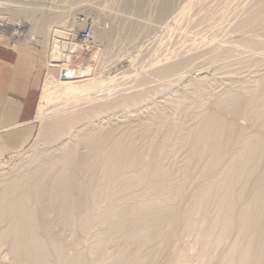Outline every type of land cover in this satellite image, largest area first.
<instances>
[{
  "label": "bare ground",
  "instance_id": "bare-ground-1",
  "mask_svg": "<svg viewBox=\"0 0 264 264\" xmlns=\"http://www.w3.org/2000/svg\"><path fill=\"white\" fill-rule=\"evenodd\" d=\"M230 1L197 0V8L192 6L196 9L193 18L183 17L185 28L200 34L202 28L212 27L213 31L216 23L212 21L223 9L229 13L236 9L229 11ZM174 2L117 0L110 3L114 4L115 11L119 8L153 22L167 17ZM244 3L243 7L247 6L243 11L233 10L239 14L232 12V15L239 16L240 12L243 15L237 22L234 17L233 27L229 23L230 30L223 33L225 39L214 30L223 41L238 44V49L236 45L231 50L229 46L219 48V45L201 43L186 54L188 50L185 52L187 48H183L185 56L180 58L178 54L172 61L158 68L154 66L152 75L157 81L142 78L137 86L133 80L136 88L130 84L136 92L130 93L133 89L128 87L130 94L124 89L125 95H119L120 87L119 92L115 89L114 97L112 87L106 82L110 79L101 75L106 65H111L106 57L112 60L113 55H120L113 54L118 50L127 53L123 48L145 36L146 25H140L137 20L138 24L136 19L131 21L133 15H126L128 19L120 16L121 12L120 17L112 15V23L106 22L112 25L110 31L89 29L90 35L84 41L70 33L67 26L51 27L59 23L58 16L34 17L31 7H27L31 10L21 7L16 10L20 20L10 17L17 21L9 23L13 26L0 24L3 26L0 45L8 44L13 38V46L33 38L41 47L39 61L46 70L39 113H36L42 120V130L32 145L33 150L38 148L28 154L26 162L23 160L25 166L20 165L22 160L18 162L19 168L27 166L21 169L23 173L17 168V174L11 169L14 175L0 176V248L6 246L3 248L8 254H5L6 264H264V56L257 58L250 54L251 50L264 54V0ZM7 16H0V21L7 22ZM84 20L86 23L87 19ZM48 24H52L49 25L52 30L47 29ZM84 25L82 30L87 29ZM225 26L218 27L225 30L228 27ZM16 27L19 31L15 33ZM207 30L205 33L210 37V29ZM49 32L50 39L46 38ZM90 45L101 47L100 61L95 48L89 60L98 59L92 62L99 65L107 63L103 69L83 65L82 54L89 52ZM131 47L126 55L132 53ZM237 51L238 57L234 55ZM199 60L211 67L213 73L209 71L214 76L186 75L187 87L183 85V90L180 86L185 81L175 78L177 83L183 80L179 92L176 97L163 101V96L177 87L172 78L180 76L181 71L186 72L192 61L200 64ZM196 63L194 67L199 66ZM251 68L258 71L254 73L258 76L253 77L254 84H249L251 74L247 76L248 82L243 76ZM63 70L71 74L70 79H61ZM54 88L59 92L57 96L52 95ZM171 92L168 94L174 96L175 91ZM157 96H162L160 106L154 100ZM57 101L55 113L48 109L50 113L45 116L44 105ZM154 103L160 107L155 110L154 106L155 112L148 108ZM147 108L154 112L148 110L153 114L146 116L148 119L143 116ZM126 113L135 117L142 113V119L132 121L131 116L130 120L126 119ZM118 116L121 121L117 120ZM238 119L246 120L248 126L238 124ZM18 158L20 161L21 157H17L9 163L17 164Z\"/></svg>",
  "mask_w": 264,
  "mask_h": 264
},
{
  "label": "rangeland",
  "instance_id": "rangeland-1",
  "mask_svg": "<svg viewBox=\"0 0 264 264\" xmlns=\"http://www.w3.org/2000/svg\"><path fill=\"white\" fill-rule=\"evenodd\" d=\"M14 1H16V0H14ZM13 0H0V16H7L6 14L7 13H11V16L9 15V16H7L9 19L8 20H6L7 22H2V21H0V24H2L3 26L5 25V26H13V25H10V24H14L15 22L17 23V21L15 20H12V18L14 19H17L18 21L20 20V16H19V14L17 13V9H20V7L21 8H25V9H27V7H31V9H27V10H31V12L33 13V11H34V17H36L37 15H38V17L39 16H41V14H42V16L44 15V16H47L48 15V17H51V15L50 14H52V17L54 16H58L59 18H58V20H59V23H58V21L55 23V24H48L47 25V29H53L54 27H56V26H61V27H65L66 28V26H67V29L68 30H70L69 32L70 33H73V34H76V35H79L78 36V38H80L83 34H81V33H85V32H89V29H91L92 30V28H95L94 30L95 31H97V32H100V31H102V32H105V31H110V30H108L109 29V27H111L112 25H109V24H111L112 23V19L115 17H118L119 15H120V12H121V15L120 16H122L123 17V15H124V17L123 18H125V16L127 15H133V13L132 12H127V11H123L122 9L119 11L118 9L119 8H117V10L115 11V9L116 8H114L115 6H113L114 4H111L110 2H116L117 0H40V1H38V0H23V1H21V0H18V1H16V2H14ZM81 1V2H80ZM87 1V2H86ZM195 1V2H194ZM232 1V2H231ZM230 1V3H229V5H228V7H230V9H229V11L230 10H232L231 8H236V9H233V10H237V9H240V11H241V9L243 8L244 9V7H246L247 5L246 4H250V0H248L249 2L248 3H244V1H246L247 2V0H231ZM243 1V2H242ZM13 2V3H12ZM19 2H21L22 4H20ZM24 2V3H23ZM25 2H27V3H25ZM32 2V3H31ZM109 2V3H108ZM175 2H176V0H175ZM174 2V5L176 6H174V7H172V11L170 12V14H168V16L166 17H164V19H166V20H164L163 18L159 21V20H153V22H152V19H151V21H150V19H147V21L145 20V18H141L140 19V17L138 16L137 17V15H135L137 18H135V16L133 15V17L132 16H130V20H131V18H132V20L131 21H134V19H136V22L138 23V21L140 22V25H142V26H144V25H146V26H144L145 28H146V34H145V36L143 37L142 35L140 36V38H137L136 39V41H134L133 42V45L131 44L130 46H128V48L129 47H131L130 49H129V52H132V53H129L128 55H126L127 53H128V48L126 47V48H123L127 53H125L124 51H122L121 50V52H120V50H118V52L116 51L115 53H113V54H120V55H118V56H120V59H119V57L117 56L116 57V55L114 56H112L113 58H112V60L115 58V60L114 61H112L111 60V57L110 58H105L107 61L110 59V63H109V61H108V63H109V67L107 66L108 64L107 63H105V64H103L104 66L106 65V70L104 69L103 70V74L101 75V77H108L109 79H110V81H106V80H109L108 78H106V80H104V81H106V82H108V85H109V88L110 87H112L111 89L113 90L112 91V94L113 95H111V96H116L115 95V93H117L116 91L118 90V92H119V90H120V87H122L121 88V90L120 91H122V90H124V89H126L125 91H127V93L128 94H130V93H132L133 91L134 92H136L137 90L135 89L136 87V85L137 86H139V79H142V78H144L145 80H148V79H150V81L151 80H154V81H151V82H155V81H157V80H155V77H154V75H152V73L154 72V70L156 69V67L158 66H162V65H164L166 62H170V61H172L173 60V58L175 59L176 57H179L180 56V58H181V56L183 57V54H184V51L185 50H183V48L185 49V48H187L186 49V51L185 52H187V50H188V52L186 53V54H188V53H190L191 52V50L192 49H194V45H195V48H196V46H198L199 44L201 45V43H211V44H214L215 46H217V47H219V48H221V46H222V48L224 47H227V46H229V48H231V50H232V48L234 47V45H236V44H232V43H227V40L225 41H223V39H225L224 38V36L225 35H223V33H225V32H228V30H230V29H228L230 26H229V23H230V25H231V27H233V24L235 25V19H236V17H237V19H236V22H237V20H239V18H241L242 17V13L238 10V12H240V15L239 16H236L235 14H233L232 15V12H233V10H232V12L230 11V13L228 12V10H226V8L225 9H223L222 11H221V13H223V14H219L218 15V17H217V19L215 18L212 22L215 24V25H217V28H218V30L216 29V26L215 25H213L212 24V22H211V24L214 26V28H213V31H212V27H209V29H210V35L211 36H213L212 37V39H211V36L209 37V33L208 34H206L205 33V31L208 29H204V28H202V27H204V26H201V28L202 29H200V31H201V34H200V32H192V31H190L189 29H186L185 28V24H186V20H188V19H190L191 18V16H192V18H193V15H194V11L196 10L195 8H197L196 6V2H197V0H193V1H190V0H177V2L175 3ZM18 3V4H17ZM34 3V4H33ZM78 3H80V4H78ZM109 5H108V4ZM245 4L246 6H244L243 7V5L242 4ZM13 4H15V5H13ZM30 4V6H28V5ZM111 4V5H110ZM193 4V5H192ZM20 5V6H19ZM24 5H26V7H24ZM32 5H33V8H32ZM196 5V6H195ZM237 5V6H236ZM238 5H241V6H239L238 7ZM15 6H18L19 8H17V7H15ZM23 6V7H22ZM35 6V7H34ZM77 6H80V8L79 7H77ZM101 6V7H100ZM110 6H112V8L110 9ZM192 6L193 7H195V8H192ZM236 6V7H235ZM228 7H227V9H228ZM241 7V8H240ZM34 8H36V9H34ZM96 8V9H95ZM99 8V9H98ZM111 10V11H109V9ZM113 8H114V10H113ZM179 9L180 11H179V13H180V17L182 16V19L184 20H182L178 15H179V13H178V11H177V9ZM74 9H75V11H74ZM195 9V10H194ZM243 9H242V11H243ZM56 10V11H55ZM83 10H85V11H83ZM61 11V12H60ZM117 12V13H114V12ZM177 11V12H176ZM225 11V12H224ZM2 12V13H1ZM51 12V13H50ZM77 12V13H76ZM104 12V13H103ZM124 12V13H123ZM172 12H174V13H172ZM182 12H184L185 13V15L184 14H182ZM237 12V11H236ZM235 11L233 12V13H236ZM4 13H6L5 15H4ZM49 13V14H48ZM98 13H99V15H98ZM106 13V14H105ZM123 13V14H122ZM126 13V14H125ZM54 14V15H53ZM75 14H77V15H75ZM83 14V15H82ZM110 14V15H109ZM193 14V15H192ZM236 14H239V13H236ZM242 14V15H241ZM97 15V16H96ZM114 17H113V16ZM191 15V16H190ZM235 15V16H234ZM85 16V17H84ZM99 16H101V17H99ZM107 16V17H106ZM109 16V17H108ZM119 16V17H120ZM127 16H126V18H127ZM188 16V17H187ZM190 16V17H189ZM224 17V19L223 18H221V19H219L220 17ZM233 16V17H232ZM241 16V17H240ZM10 17H12V18H10ZM37 17V18H38ZM63 17V18H62ZM81 17V18H80ZM112 19H111V18ZM171 17V18H170ZM179 17V18H178ZM186 19H184V18ZM234 17H235V19H234ZM239 17V18H238ZM67 18V19H66ZM87 19L86 21V23H84L85 22V20L84 19ZM102 18V19H101ZM129 18V17H128ZM127 18V19H128ZM173 18H175V19H173ZM177 18V19H176ZM188 18V19H187ZM232 18H233V20H232ZM10 19L13 21H11L10 22ZM78 19V20H77ZM80 19V20H79ZM82 19V20H81ZM102 21H101V20ZM104 19V20H103ZM108 21H107V20ZM110 19V20H109ZM227 19V20H226ZM76 22H74V21ZM138 20V21H137ZM149 20V21H148ZM164 20V21H163ZM220 20H223V21H225L224 23H223V21H220ZM9 21V22H8ZM65 21V22H64ZM84 21V22H83ZM97 21V22H96ZM105 21V22H104ZM111 21V22H110ZM162 21V22H161ZM214 21H216V22H214ZM217 21H220V22H218L217 23ZM232 21H233V23H232ZM81 22H83V24L81 23ZM88 22H89V24H88ZM100 22V23H99ZM106 22H108V23H106ZM155 22V23H154ZM171 22V23H170ZM10 23V24H9ZM73 23H75V24H73ZM81 23V25H82V27H80V24ZM103 23H104V25H103ZM148 23V24H147ZM152 23V24H151ZM153 23H154V25H153ZM160 23H162V24H160ZM183 23V24H182ZM223 23V24H222ZM228 23V24H227ZM85 24V25H84ZM87 24H88V26H87ZM97 24V25H96ZM100 24V25H99ZM108 24V25H107ZM139 24V23H138ZM167 24H168V26H167ZM173 24V25H172ZM210 24V25H211ZM17 25H19V24H17ZM49 25H52L51 27H53V28H51ZM74 27H73V26ZM77 25H78V27L79 28H81V30H82V28H83V25H84V27L85 28H87V29H83L82 31L80 30V29H78V27H77ZM99 25V26H98ZM151 25H153V26H151ZM161 25H162V27H161ZM182 25V26H181ZM223 26V27H225L226 28V26L225 25H227L228 27H227V29H225L224 30V28L223 27H218V26ZM20 26V25H19ZM70 26H72V27H70ZM100 26L102 27V28H100ZM104 26V27H103ZM155 26V27H154ZM166 26V27H165ZM50 27V28H49ZM156 28L157 29V31H158V33H156L157 31H156V29L154 30L153 28ZM165 27V28H164ZM171 27H172V29H171ZM181 27V28H180ZM230 27V28H231ZM150 30H149V29ZM167 28H169V30L167 29ZM177 28V29H176ZM180 28V29H179ZM184 28H185V31H184ZM101 29V30H100ZM111 29V28H110ZM175 29V30H174ZM183 29V30H182ZM209 29L207 30L208 32H209ZM219 29H220V31H219ZM223 29V30H222ZM80 30V31H79ZM180 30V31H179ZM214 30L219 34H222V38L219 36V35H217V33H215L214 32ZM160 31V32H159ZM164 31V32H163ZM166 31V32H165ZM176 31V32H175ZM183 31V32H182ZM181 34H180V33ZM186 32V33H185ZM189 32V33H188ZM214 32V33H213ZM152 33V34H151ZM178 34V35H176V34ZM192 33V34H191ZM200 35V37H199V35ZM143 34V35H144ZM189 36H188V35ZM193 34H194V36H193ZM197 34V35H196ZM213 34V35H212ZM226 34V33H225ZM50 35H51V32H49L48 33V35L46 36V38H48V39H50L49 37H50ZM90 35V34H89ZM179 35H181V36H179ZM191 35H192V37H191ZM216 35V36H215ZM185 36L187 37L188 36V38H185ZM197 36V37H196ZM215 36V37H214ZM156 37V38H155ZM163 37V38H162ZM205 37V38H204ZM216 37H217V39H216ZM218 37H220V38H218ZM149 38V39H148ZM178 38H179V40H178ZM214 38V39H213ZM30 39V38H29ZM32 40H28V38H26L24 41H21V43L19 42V44H15V46H8V44H5V45H0V47L1 48H4V47H6L5 49H8V50H10V49H12V50H10V51H12V52H18V50H19V48H20V46L21 45H27V46H29L31 49H33V50H36L37 52V55L39 56L40 55V52H41V47H40V45H39V43L38 42H36V41H34L33 40V38H31ZM140 39H142V41H141V43H140V41L139 40ZM144 39V40H143ZM180 39H182V40H180ZM194 39H195V41H194ZM203 39V40H202ZM205 39V40H204ZM220 39V40H219ZM27 40V41H26ZM157 40V41H156ZM163 40V42H161ZM164 40H165V43H164ZM143 41H144V43H143ZM212 41V42H211ZM214 41H216V42H214ZM27 42H29V43H27ZM135 42H136V44H135ZM198 42V43H197ZM138 43H140L139 45H138ZM154 43V44H153ZM194 43V44H193ZM218 43V44H217ZM224 43V44H223ZM228 45H227V44ZM157 44V45H156ZM222 44V45H221ZM232 44V45H231ZM134 45H135V48H137L136 50H135V48H134ZM219 45V46H218ZM230 45H231V47H230ZM91 46V45H90ZM139 46V47H138ZM145 46H146V48H145ZM150 46H152V47H150ZM155 46V47H154ZM14 47V48H13ZM92 47V48H91ZM90 48H89V52H87V53H83L82 54V61H83V63H82V61H81V64H83L84 66H86V65H89V66H91V65H93V66H91L92 67V69L94 68V70H96V68H97V66H99V67H101L102 66V69L104 68L103 67V65L102 64H98V62H97V64H95L96 63V61L98 60H92V61H94V62H92L91 60H89V59H92V58H90L91 56H92V53L95 51V49L97 50L96 52V57L98 56V58H99V61H100V58H101V55L100 54H102V50H101V47H94V46H91ZM157 47V48H156ZM18 48V49H17ZM93 48H95V49H93ZM141 48V49H140ZM148 48V49H147ZM189 48H191V49H189ZM198 48V47H197ZM228 48V47H227ZM236 48L238 49V44L236 45ZM17 49V50H16ZM91 49H93V50H91ZM99 49L101 50V52L99 51ZM127 49V50H126ZM150 49V51H147V50H149ZM182 49V50H181ZM237 49H235L234 48V50H237ZM15 50V51H14ZM152 50H153V53H152ZM91 51V52H90ZM138 51V52H137ZM176 51L178 52V53H176ZM240 51V50H239ZM120 52V53H119ZM122 52H124V53H122ZM148 52V53H147ZM235 52V51H234ZM234 52H233V54H234ZM251 53V55H256V57L258 58H263V56H264V54H263V52H262V54L260 53V51L259 50H251L250 51ZM139 53V54H138ZM172 54V58H171V54ZM239 52L237 51L234 55L236 56L237 54H238ZM248 54H249V51L247 52ZM91 54V55H90ZM124 54H125V56H124ZM149 54V55H148ZM157 54V55H156ZM167 54H168V56H167ZM179 54V56H177ZM186 54H184V56L186 55ZM100 55V56H99ZM133 57H132V56ZM139 57H138V56ZM150 55L152 56V57H150ZM160 55V56H159ZM174 55V56H173ZM260 55V56H259ZM123 56V57H122ZM127 56V57H126ZM130 56V57H129ZM134 56H137V57H134ZM144 58H143V57ZM147 56H149V57H147ZM163 56V57H162ZM164 56H165V58H164ZM167 56V57H166ZM235 56H233V59L235 58ZM86 57V58H85ZM125 57V58H124ZM142 57V58H141ZM145 57H147V58H145ZM156 57H159V58H156ZM237 57H238V55H237ZM116 58H118V59H116ZM124 60H123V59ZM129 58V59H128ZM131 58V59H130ZM136 58V59H135ZM155 58V59H154ZM164 58V59H163ZM167 58V59H166ZM133 59V60H132ZM137 59H138V61H137ZM148 59V60H147ZM152 59V60H151ZM154 59V60H153ZM166 59V60H165ZM106 60H104V61H106ZM119 62H117V61ZM132 61V63L130 62V61ZM137 62H135V61ZM139 60H144L143 62H141V61H139ZM147 60V61H146ZM164 62H163V61ZM262 60H264V58L262 59ZM85 61H87V62H89V63H87V62H85ZM127 61H129L130 62V64H129V62H128V64H127ZM134 61V62H133ZM146 61V62H145ZM153 61V62H152ZM156 61V62H155ZM160 61H162L163 62V64H162V62H160ZM113 62H116L115 64L113 63ZM141 62V63H140ZM155 62V64H153ZM159 62V63H158ZM197 62H200V60L199 61H197ZM85 63H86V65H85ZM92 63V64H91ZM113 63V64H112ZM151 63V64H150ZM161 63V64H160ZM194 63H196V61L194 62V61H192L190 64H189V66L188 67H186L187 68V71L186 72H183V71H181V72H179V75L180 76H178V77H173L172 79H174V81L176 80V79H178L179 77L181 78V79H186V77L188 76V77H199L200 75H207L208 77H209V75H210V77L211 76H214V74H212L213 73V70H210L211 69V67L210 66H208V68H207V66L204 64V63H202L201 64V62H200V64L198 63H196V66H198V67H194L193 65H195ZM131 64H132V66H131ZM156 64H158V65H156ZM192 64V66H191V69H190V65ZM206 66H204V65ZM97 65V66H96ZM143 65V66H142ZM153 65V66H152ZM203 66L204 68H202V67H200V66ZM113 66V67H112ZM128 66L130 67V68H128ZM133 66H135V67H133ZM154 66H156V67H154ZM133 67V68H132ZM153 67V68H152ZM157 67V68H158ZM153 70H152V69ZM186 68H184V69H186ZM193 68V69H192ZM198 68V69H197ZM199 68H201V69H199ZM102 69L100 68V71H101V73H102ZM135 69V70H134ZM149 69H151V73H150V71H149ZM183 69V70H184ZM190 69V71H188ZM255 69H257L258 70V68H255ZM123 70V71H122ZM127 70V71H126ZM142 70V71H141ZM143 70H144V72H143ZM203 70H205V71H203ZM208 70V71H207ZM212 72H210V71ZM253 70V68H251V71ZM120 71V72H119ZM122 71V72H121ZM126 71V72H125ZM130 71H131V73L132 74H130ZM133 71L135 72V73H133ZM153 71V72H152ZM185 71V70H184ZM193 71V72H192ZM200 73H199V72ZM247 71L249 72V73H247ZM247 71L245 70V75L242 73V72H244V71H242L241 73L243 74V76L244 77H246L245 78V80H247V82L250 80V78H252V80H250L249 81V84H251V83H253L254 84V82H252V81H256V79L258 78V76L257 77H255L254 75L258 72V71H256V70H253L252 72L250 71V69H247ZM256 71V72H255ZM106 72V73H105ZM124 72V73H123ZM150 73V74H148V73ZM121 74V73H123V74H121L120 75V77H119V75L118 74ZM129 73V74H128ZM146 73V74H145ZM188 73V74H187ZM240 73V74H241ZM255 73V74H254ZM110 76H109V75ZM114 74H116V75H114ZM124 74H125V76H126V74H127V76L126 77H124ZM134 74V75H133ZM137 74H139V76L137 77ZM189 74H190V76H189ZM200 74V75H199ZM249 74H251L250 76V78H247V76L249 75ZM118 75V76H117ZM123 75V76H122ZM130 75V76H129ZM153 76V77H151V76ZM181 75H182V77H181ZM185 75V77L183 78V76ZM187 75V76H186ZM197 75V76H196ZM258 75H259V73H258ZM45 76H46V70H45V68L44 67H42V75H41V81H40V93H39V97H38V102H37V106H36V111H38V112H36L35 111V115H34V118H33V120H32V123L31 124H29L28 126H26V127H22L21 129L22 130H26V132L28 133V140L26 141V142H24V143H21V144H17V145H14V144H11L10 146H4V148H3V152L4 153H2V154H0V164H2V166L0 167V176H2V175H4L3 173H5V176L4 177H6V173H8L7 174V176H11L12 174L14 175L15 173L17 174V171L20 169V174L21 173H23L24 171L22 170L21 171V169L22 168H27V166L26 167H22V168H19L20 166H19V164L20 163H18V162H21V160H22V164H20L21 166H25V162H26V160H27V158H28V156H30L31 155V153H33V151L34 150H36V148H38V147H34V150H33V148H32V145L34 144V142H35V139H36V137L39 135V133L41 132V130H42V120L38 117L39 116V114H37L36 115V113H39V109L37 110V108H38V106L40 107V97H41V94H42V89L44 88V86H43V84H44V79H45ZM124 77V79L122 78V77ZM133 76V77H132ZM137 77V78H134V77ZM142 76V77H141ZM147 76V77H146ZM149 76H150V78H149ZM238 76H241V77H238V78H240V79H242V75H238ZM116 77H118L119 78V80L116 78ZM129 77H130V79H129ZM141 77V78H140ZM187 77V78H188ZM222 77H226V76H222ZM244 77H243V79H244ZM249 77V76H248ZM256 78L255 80H253L254 78ZM112 78H116L115 80H116V83H115V80H114V82H111V81H113V80H111ZM148 78V79H147ZM154 78V79H153ZM176 78V79H175ZM120 79H121V81H120ZM249 79V80H248ZM135 81V83H137L136 85L134 84V82H132V81ZM136 80H138V81H136ZM179 80V79H178ZM182 80V81H183ZM120 81V82H119ZM123 81V83L125 84V83H127L128 84V86H127V84H122L121 82ZM124 81H127V82H124ZM182 81H179V83H177V81H175V83H177V87H176V85H175V89H172L173 90V92L175 91V94H174V96H172V95H169V94H171L172 92V90L171 91H169V92H167V94H168V96H167V94L165 95V96H163V98L164 99H162L163 101H165V99L167 98L168 99V97H176L175 95L177 94V91L178 90H183V87L184 86H186L187 85V82H186V80H184L185 82H184V84H181L182 86H180V82L181 83H183ZM106 82H104V83H106ZM110 82V83H109ZM111 83H112V85H111ZM121 85H119V84ZM130 83H133V85H134V87H133V85L132 84H130ZM159 83H161L160 81H159ZM186 83V84H185ZM114 84V85H113ZM116 84V85H115ZM131 85V88H130V85ZM184 85V86H183ZM218 85V83L216 84V86ZM114 86V87H113ZM179 86H180V89H179ZM216 86H215V84H214V86H213V91L216 89L217 90V88H218V91L220 90L219 88V86L220 85H218V87L216 88ZM43 87V88H42ZM125 87H127V88H125ZM128 87H129V90H131V89H133V90H131V92L130 91H128L127 89H128ZM133 87V88H132ZM182 87V88H181ZM187 87V86H186ZM117 88V90H115ZM178 88V89H177ZM137 89H140V87H137ZM142 89V88H141ZM140 89V90H141ZM54 90H55V93L54 94H52L53 92H54ZM54 90L52 91V92H50L52 95H54V96H57V94L59 93V92H57L56 91V89L54 88ZM114 91H115V93H114ZM111 92V91H110ZM109 92V93H110ZM130 92V93H129ZM179 92V91H178ZM215 92V91H214ZM217 92V91H216ZM103 94H105L106 93V91H104V92H102ZM125 93L126 92H124L123 93V91L122 92H119L118 94L119 95H122V94H124L125 95ZM173 94V93H172ZM48 95H50V94H48ZM118 95V96H119ZM167 96V97H166ZM162 97V96H161ZM161 97H156L157 99H159V100H156V98L154 99L155 100V103L157 104L159 101L160 102H162V100H160L161 99ZM51 100H53V98L51 99ZM49 102V101H48ZM59 101H57V102H50V104L49 103H46L44 106H46L44 109L46 110H42V112L44 113V115L46 116L47 115V117H48V114L51 112V113H55V111L54 110H56V108L55 107H57L56 105H55V103H58ZM159 102V103H160ZM166 102V101H165ZM165 102H163V103H165ZM53 103V104H52ZM154 103V104H155ZM159 103H158V106H160L159 105ZM39 104V105H38ZM151 105V106H149L148 108H150L151 110H153L154 111V109H153V107L154 106H156L155 108V110H157V108H160V107H157V105L155 104V105ZM162 104V103H161ZM55 105V106H54ZM54 106V107H53ZM146 109L144 112L145 113H143L144 115V117H150V116H152L153 114L152 113H154L153 111H151V110H149V109ZM48 109H49V111H48ZM152 112L151 114H150V112ZM46 112H47V114H46ZM49 112V113H48ZM147 113H148V115H147ZM129 114H131V113H126V119L128 118L129 119V117L131 116V115H129ZM133 114V113H132ZM140 114H142V113H140ZM140 114L138 115L139 117H140ZM179 115H180V113H179ZM134 116V118L132 119V117ZM137 115H136V117H135V114L134 115H132L131 117H130V119L133 121H136V120H140V119H142L141 117L139 118ZM142 116V115H141ZM142 116V117H143ZM36 117H38V118H36ZM123 117V119H125L124 117H125V115H123L122 116ZM138 117V118H137ZM143 117V118H144ZM146 117V118H147ZM36 118V119H35ZM117 118H119V116L117 117ZM116 118V119H117ZM122 119V120H123ZM125 119V120H126ZM129 119V120H130ZM148 119V118H147ZM35 120V121H34ZM46 120V119H45ZM118 121L120 120L121 121V118H119V119H117ZM129 120H127V121H129ZM138 120V121H139ZM145 120V119H144ZM40 121V122H39ZM239 123H238V122ZM236 122L238 123V124H240V125H242V126H248V122L246 121V120H243V119H238V120H236ZM34 139V140H33ZM40 147V146H39ZM32 148V150H30ZM28 154H30V155H28ZM17 157H21V159H20V161H19V158H18V161H17V164L15 163V165L17 166H15V165H12L11 163H9L10 162V160L12 161L14 158H17ZM25 157V158H24ZM26 159V160H25ZM23 160L25 161V162H23ZM7 164V165H6ZM6 165V166H5ZM27 165V164H26ZM11 166H12V168H11ZM4 167H6L5 169H4ZM10 168V170H7V168ZM14 167V168H13ZM8 168V169H9ZM17 168H18V170H17ZM11 169H13L14 171L15 170H17V171H15V173L14 172H11V171H13V170H11ZM25 170V169H24ZM5 171V172H4ZM1 172H2V174H1ZM19 173V172H18ZM2 246V244H0V247ZM4 246L5 245H3V247L2 248H0L1 250H0V264H6L7 262H6V260H8V257H6L5 256V254L7 253L6 251V249H3L4 248ZM6 247V246H5ZM80 248V247H79ZM6 250V251H5ZM2 252H4V253H2ZM6 252V253H5ZM6 255H8V254H6ZM6 258H5V257ZM3 257V258H2ZM3 262H2V261ZM5 260V261H4Z\"/></svg>",
  "mask_w": 264,
  "mask_h": 264
},
{
  "label": "crops",
  "instance_id": "crops-1",
  "mask_svg": "<svg viewBox=\"0 0 264 264\" xmlns=\"http://www.w3.org/2000/svg\"><path fill=\"white\" fill-rule=\"evenodd\" d=\"M36 52L27 45L18 52L0 47V154L28 140L21 128L34 118L43 67Z\"/></svg>",
  "mask_w": 264,
  "mask_h": 264
},
{
  "label": "built area",
  "instance_id": "built-area-1",
  "mask_svg": "<svg viewBox=\"0 0 264 264\" xmlns=\"http://www.w3.org/2000/svg\"><path fill=\"white\" fill-rule=\"evenodd\" d=\"M2 27L3 26L1 25L0 30H2ZM14 30H15V33H16V31H19V28L16 27ZM81 34H83V35L80 38H78L80 41H84L85 38H87V36H89V32H85V33H81ZM14 43H15V40L13 38V40L11 42H8V46L12 47L14 45Z\"/></svg>",
  "mask_w": 264,
  "mask_h": 264
},
{
  "label": "water",
  "instance_id": "water-1",
  "mask_svg": "<svg viewBox=\"0 0 264 264\" xmlns=\"http://www.w3.org/2000/svg\"><path fill=\"white\" fill-rule=\"evenodd\" d=\"M70 78H71V74H70L68 71L63 70V71L61 72V79H62V80L70 79Z\"/></svg>",
  "mask_w": 264,
  "mask_h": 264
}]
</instances>
